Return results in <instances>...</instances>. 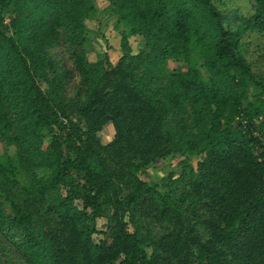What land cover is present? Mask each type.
<instances>
[{
    "label": "trees",
    "instance_id": "obj_1",
    "mask_svg": "<svg viewBox=\"0 0 264 264\" xmlns=\"http://www.w3.org/2000/svg\"><path fill=\"white\" fill-rule=\"evenodd\" d=\"M249 1L246 17L0 0V264H264V73L240 43L264 34V0ZM102 20L118 48L97 42ZM166 160L178 171L150 179Z\"/></svg>",
    "mask_w": 264,
    "mask_h": 264
},
{
    "label": "rangeland",
    "instance_id": "obj_2",
    "mask_svg": "<svg viewBox=\"0 0 264 264\" xmlns=\"http://www.w3.org/2000/svg\"><path fill=\"white\" fill-rule=\"evenodd\" d=\"M216 7L228 14L235 10L239 11L240 14L248 17L253 12V5L249 0H212ZM105 21L102 20V24L98 26L95 22L92 23L90 26L93 29H96V26L100 33L104 35V40H97L99 44L106 50L109 48H118L119 42V35L112 29V26L108 24L105 26ZM131 47L133 50H136V47L139 46L136 43L135 38H130ZM241 46L244 52L246 59L251 63L252 68L257 73H264V34L263 35H256L252 33H247L241 39ZM110 59L113 63L116 62L119 55L115 52H110ZM52 54L59 60V67L60 68H70L71 67V60L69 58V52L62 50L61 48L53 50ZM76 75V73H73ZM72 74V75H73ZM73 75V76H74ZM113 131L111 126H107L103 129L100 133V138L103 143H107L112 138ZM178 171L177 163L173 160H166L162 165L157 168L150 169L147 172V175L155 182H159L162 178L166 177L171 171ZM46 176V174H44ZM175 175L174 178H176ZM153 233L155 236H159L160 227L153 226ZM159 230V231H158ZM159 234V235H158ZM5 243L7 240H3Z\"/></svg>",
    "mask_w": 264,
    "mask_h": 264
},
{
    "label": "built area",
    "instance_id": "obj_3",
    "mask_svg": "<svg viewBox=\"0 0 264 264\" xmlns=\"http://www.w3.org/2000/svg\"><path fill=\"white\" fill-rule=\"evenodd\" d=\"M243 123H245V122H243ZM254 135L256 136V137H258L259 138V140H262V138H261V135L259 134V133H254Z\"/></svg>",
    "mask_w": 264,
    "mask_h": 264
}]
</instances>
